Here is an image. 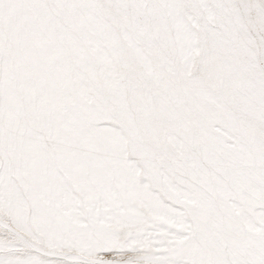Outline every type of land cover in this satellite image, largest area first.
Segmentation results:
<instances>
[{
  "label": "snow or ice",
  "instance_id": "6c2138e0",
  "mask_svg": "<svg viewBox=\"0 0 264 264\" xmlns=\"http://www.w3.org/2000/svg\"><path fill=\"white\" fill-rule=\"evenodd\" d=\"M0 264H264V0H0Z\"/></svg>",
  "mask_w": 264,
  "mask_h": 264
}]
</instances>
